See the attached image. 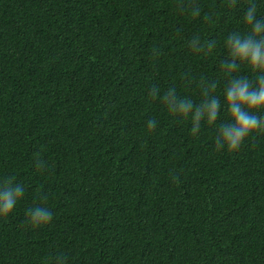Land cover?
I'll return each mask as SVG.
<instances>
[{"label": "trees", "instance_id": "trees-1", "mask_svg": "<svg viewBox=\"0 0 264 264\" xmlns=\"http://www.w3.org/2000/svg\"><path fill=\"white\" fill-rule=\"evenodd\" d=\"M229 4L0 0V182L25 188L0 217V264H264V133L215 151L229 82L260 75L226 73L225 41L251 31L250 5L264 19V0ZM202 81L220 112L192 135L162 97L198 105ZM36 206L53 218L33 229Z\"/></svg>", "mask_w": 264, "mask_h": 264}, {"label": "clouds", "instance_id": "clouds-1", "mask_svg": "<svg viewBox=\"0 0 264 264\" xmlns=\"http://www.w3.org/2000/svg\"><path fill=\"white\" fill-rule=\"evenodd\" d=\"M236 0H230V7H234ZM199 8H194L193 16L199 15ZM257 8L250 5L243 16L245 24L251 26V31L245 35L240 33L230 34L225 46L228 49V58L221 61V68L226 73L238 70L245 65L252 73H259L255 83L247 77L233 78L224 94V102L227 107V115L231 123L222 124L215 136V151L233 153L238 151L243 143L255 133H264V116L256 113L264 110V19L256 18ZM194 52L204 51L199 37H194L190 42ZM212 45H209L210 51ZM203 99L198 105H194L189 99L177 96L175 89H169L162 97V102L167 111L173 117L187 119L191 114L190 134L197 135L201 128V122L212 125L216 122L220 112V101L213 95L215 83L205 84L201 82ZM159 89L153 87L149 95L157 96ZM157 126L155 119H149L147 130L154 131ZM35 167L43 171L46 162L41 159L40 153L34 154ZM25 188L20 183H14L11 177L0 182V217L6 218L24 196ZM26 223L33 229L48 224L53 213L45 206L29 208L25 212ZM57 264H63V257L57 258Z\"/></svg>", "mask_w": 264, "mask_h": 264}]
</instances>
